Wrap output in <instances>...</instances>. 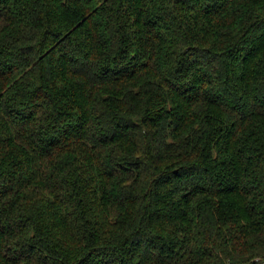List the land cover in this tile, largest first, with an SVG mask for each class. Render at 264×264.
<instances>
[{"label":"trees","instance_id":"1","mask_svg":"<svg viewBox=\"0 0 264 264\" xmlns=\"http://www.w3.org/2000/svg\"><path fill=\"white\" fill-rule=\"evenodd\" d=\"M0 264H264V0H0Z\"/></svg>","mask_w":264,"mask_h":264}]
</instances>
